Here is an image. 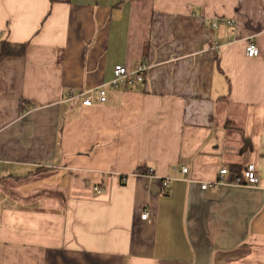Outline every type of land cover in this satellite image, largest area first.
Wrapping results in <instances>:
<instances>
[{
	"label": "crops",
	"instance_id": "crops-1",
	"mask_svg": "<svg viewBox=\"0 0 264 264\" xmlns=\"http://www.w3.org/2000/svg\"><path fill=\"white\" fill-rule=\"evenodd\" d=\"M3 42L0 264H264V0H0Z\"/></svg>",
	"mask_w": 264,
	"mask_h": 264
},
{
	"label": "built area",
	"instance_id": "built-area-1",
	"mask_svg": "<svg viewBox=\"0 0 264 264\" xmlns=\"http://www.w3.org/2000/svg\"><path fill=\"white\" fill-rule=\"evenodd\" d=\"M224 22V21H223ZM230 24L231 22H227ZM212 28H216L217 25L213 23L210 25ZM245 56L248 58H256L259 55L258 47L252 43L248 42L245 46ZM148 66L146 64H138L133 70L129 71L125 66L123 65H115L112 69V78L109 81V85L113 88L119 89V88H126L131 87L134 85H140L145 86V73L148 70ZM68 97L72 98V93L68 95ZM76 98V97H75ZM96 98V100L102 104L105 102V91L101 88H98L96 90L91 91L88 95L84 96L82 99L81 104L83 106H91L93 103V100ZM182 173H186L187 169L182 168ZM153 173L152 169H149L147 171V174L151 175ZM220 176H227L229 175V172L226 169H223L219 172ZM233 183L236 185H245V186H251L255 187L259 183V178L257 175V172L253 165L247 166L244 171L242 172L241 177L235 176L233 179ZM167 182H163V186L167 187ZM202 188H206V185H203ZM94 191L100 192L101 190L99 188H94ZM147 214L144 212L141 215V219H145Z\"/></svg>",
	"mask_w": 264,
	"mask_h": 264
},
{
	"label": "trees",
	"instance_id": "trees-1",
	"mask_svg": "<svg viewBox=\"0 0 264 264\" xmlns=\"http://www.w3.org/2000/svg\"><path fill=\"white\" fill-rule=\"evenodd\" d=\"M26 48V44H7L5 42L2 43V50L0 52V61L5 59L8 56H22L24 54ZM234 177H241L242 176V172L244 170H236V168H234ZM138 173H142V170L138 169ZM234 179V178H233Z\"/></svg>",
	"mask_w": 264,
	"mask_h": 264
}]
</instances>
